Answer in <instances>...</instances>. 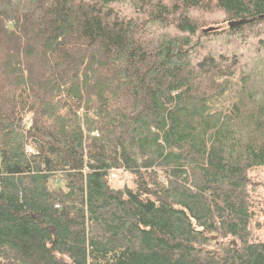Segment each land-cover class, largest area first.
Instances as JSON below:
<instances>
[{
	"label": "trees",
	"instance_id": "16d2710c",
	"mask_svg": "<svg viewBox=\"0 0 264 264\" xmlns=\"http://www.w3.org/2000/svg\"><path fill=\"white\" fill-rule=\"evenodd\" d=\"M263 15L264 0H0V264H264Z\"/></svg>",
	"mask_w": 264,
	"mask_h": 264
},
{
	"label": "rangeland",
	"instance_id": "374dc122",
	"mask_svg": "<svg viewBox=\"0 0 264 264\" xmlns=\"http://www.w3.org/2000/svg\"><path fill=\"white\" fill-rule=\"evenodd\" d=\"M252 186V202L255 219L253 221V232L257 241L264 242V168L253 169L249 173ZM113 188L120 189L124 186L133 187V176L121 171L111 172L109 176Z\"/></svg>",
	"mask_w": 264,
	"mask_h": 264
},
{
	"label": "water",
	"instance_id": "95a60500",
	"mask_svg": "<svg viewBox=\"0 0 264 264\" xmlns=\"http://www.w3.org/2000/svg\"><path fill=\"white\" fill-rule=\"evenodd\" d=\"M259 19H263L264 20V15L262 16V17H259ZM256 19H251V20H249V19H242V20H239V21H232V22H229L228 23V27L230 28V29H236V28H239V27H241V26H244V25H246V24H251V22H254ZM214 29H210V30H207V31H205L206 33H208V32H210V31H213ZM214 239H216V238H214Z\"/></svg>",
	"mask_w": 264,
	"mask_h": 264
},
{
	"label": "built area",
	"instance_id": "2783aa9c",
	"mask_svg": "<svg viewBox=\"0 0 264 264\" xmlns=\"http://www.w3.org/2000/svg\"><path fill=\"white\" fill-rule=\"evenodd\" d=\"M93 135H96V134H93ZM27 152H28V154H33L34 150L31 147H28Z\"/></svg>",
	"mask_w": 264,
	"mask_h": 264
}]
</instances>
